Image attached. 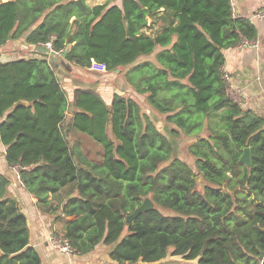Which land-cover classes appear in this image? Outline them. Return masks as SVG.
I'll return each instance as SVG.
<instances>
[{"label": "trees", "instance_id": "obj_1", "mask_svg": "<svg viewBox=\"0 0 264 264\" xmlns=\"http://www.w3.org/2000/svg\"><path fill=\"white\" fill-rule=\"evenodd\" d=\"M159 13L168 22L146 34ZM24 35L33 44L54 37L79 68L88 70L92 59L107 71L136 63L129 83L169 123L162 131L153 111L119 93L108 104L98 91L77 88L70 101L46 58L0 62L6 162L20 166L43 211L55 213L49 195L75 185L63 214L64 237L76 253L103 243L114 264L179 256L196 264H264V118L227 95L223 53L256 40L257 29L234 15L231 0H123L121 7L0 0V46ZM154 54L156 62L139 63ZM73 130L102 146L100 162L68 138ZM183 133L195 138L194 167L178 153ZM246 148L250 164L241 160ZM10 182L0 173V264H42L26 215L7 197ZM148 196L156 206L128 223Z\"/></svg>", "mask_w": 264, "mask_h": 264}, {"label": "crops", "instance_id": "obj_2", "mask_svg": "<svg viewBox=\"0 0 264 264\" xmlns=\"http://www.w3.org/2000/svg\"><path fill=\"white\" fill-rule=\"evenodd\" d=\"M122 1L86 0L91 7L105 3H108L109 6L118 5L121 7ZM231 1L235 9L234 15L236 17L248 18L255 25L257 29V44L254 46L240 44L224 49V69L229 73L230 86L239 94L237 101L244 109H251L264 118V19L253 17L257 12L264 9V0ZM158 16L161 17L158 23L152 28L145 30L146 34L154 35L156 32H160L168 22L167 18L162 17V13H159ZM152 22L153 19L149 18V24ZM161 49L160 47L159 50ZM50 57L48 51L41 44L29 43L26 40V35L17 39H10L7 44L0 46V62L12 61L19 58H46L49 62ZM62 59L67 65L72 66L73 70L70 74L62 69L53 68L56 70L70 101H73L74 92L77 88L98 91L108 104H111L115 93L122 94L120 92L123 87L134 89V86L129 83L126 74L131 71L130 69L136 63L125 66L128 67V71L126 70L127 73L124 75L125 78L117 82L115 77H118V74L113 75V71L100 73L90 69L87 70L68 62L65 57H62ZM145 60L156 62L155 54L149 57L143 56L139 60V63ZM84 70H87V72L83 74L79 73ZM118 71L116 69L114 73ZM134 91L136 94H139L135 89ZM143 95L146 99V95ZM66 114L68 121V116L71 114L70 109H67ZM164 118H166L165 114ZM1 121L2 118H0V123ZM76 134L80 133L73 130L69 132L68 138L71 139L72 136L74 138L71 139L72 142L76 140V142H80L81 140ZM82 147L84 149V145ZM5 150L6 147L0 141V173L11 177L7 197L14 199L19 209L26 215L30 232V246L39 253L42 264H114L106 251L108 246L103 243L96 245L95 249L87 254H65L52 245V236H64L66 233L67 218L63 214V208L69 203V198H73L77 194V191L72 192L73 194L71 193V189H74L75 185H68L58 193L49 195V199L53 202L51 208L54 206L58 207L55 213L43 211L38 205V197L30 192L21 180V176H19L20 172L13 168L14 166L7 164Z\"/></svg>", "mask_w": 264, "mask_h": 264}, {"label": "rangeland", "instance_id": "obj_3", "mask_svg": "<svg viewBox=\"0 0 264 264\" xmlns=\"http://www.w3.org/2000/svg\"><path fill=\"white\" fill-rule=\"evenodd\" d=\"M127 68L128 67H121V68L118 69L119 71L117 73H114V71H113V75L114 74H118V77L117 76L115 77L116 80H117V82H119L121 79L124 80V78H125L124 75L128 71ZM85 72H87V70H84L83 72H79V73L80 74H83ZM106 74H110V73H106ZM134 89L133 88L127 89V88L123 87V89H121V92L120 93H122L126 97H132V98H134V100H136L140 104L141 109L143 110V112H147L150 115H153V112H154L156 114V116H157V119H159L158 120L159 121V124L157 125L158 128H160L162 131H164L165 126H167V124H169V123L166 122V120L164 118V114H160L158 111H156V110H154V109H152L150 107L149 103L145 99V96L143 95V94L147 95V93H139V94H136V92L134 91ZM226 91H227V89H226ZM227 95L230 96V97H232L230 93H228ZM151 111H153V112H151ZM161 125H162V128H161ZM170 126H172V124H170ZM80 134H76V136H78L80 138L81 142L84 145V150L85 151H83V153L89 151V158L91 156V158L94 159L93 162H100L99 160L102 157V151H103L102 146L99 143H97L94 140H92L89 136H87V135H85L83 133H80ZM71 139H74V138L71 136ZM194 140H195L194 136H191V135L189 136L188 134L186 135L184 133L181 134V136H179L177 138L179 156L183 160H185L191 167H194L195 166V158L190 153L189 147L194 142ZM86 160L88 161L89 159L86 158ZM18 172H20V168H19ZM149 198H151V197H149ZM154 205L156 206L155 202H154ZM163 264H196V261L190 262V261L185 260L182 256H179L177 258H169L166 261V263H163Z\"/></svg>", "mask_w": 264, "mask_h": 264}, {"label": "built area", "instance_id": "obj_4", "mask_svg": "<svg viewBox=\"0 0 264 264\" xmlns=\"http://www.w3.org/2000/svg\"><path fill=\"white\" fill-rule=\"evenodd\" d=\"M231 3H232V1H231ZM232 10H233V12L235 11L233 3H232ZM253 17L259 18V19H264V9L257 12ZM53 41H54V37H51V39L49 41L43 42V43H41V45L48 51L50 56L54 55V56L61 57V58L64 57V52H65L64 50L65 49L64 48H61V49L55 48L53 45ZM240 44L245 45V46H254L257 44V42H256V40L249 41V40L245 39ZM89 69L92 71L104 73L107 71V66L104 63H100V62H97L94 59H92ZM224 79H225V82L227 85L226 86L227 87L226 88L227 94L230 93L232 96L231 98L234 99L236 102H238L237 99L239 97V94L236 91H234V89L230 86V76H229V73H227L225 70H224ZM13 168H15L18 171L20 166L14 165ZM51 243L56 249H58L59 251L65 253V254L76 253L75 250L73 249V247L71 246V244L69 243L68 239L65 238L64 236H61V235L52 236L51 237ZM132 264H137V263H132Z\"/></svg>", "mask_w": 264, "mask_h": 264}, {"label": "water", "instance_id": "obj_5", "mask_svg": "<svg viewBox=\"0 0 264 264\" xmlns=\"http://www.w3.org/2000/svg\"><path fill=\"white\" fill-rule=\"evenodd\" d=\"M143 13L147 17L152 15V12L150 10H148L147 8H143ZM49 62L54 68L62 69L64 71H66L68 74H70V72L73 70L72 66L67 65L66 62L61 57H57V56L52 55L49 59ZM28 103L29 102L26 100L19 101V104H28ZM241 160L247 164L251 163L250 153H249L248 148L245 149V153L241 157ZM198 180H200V177L198 178ZM154 206L155 205H154L153 200H151V198H149V197H146L143 200L142 204L140 206H138L130 215L127 216V222L128 223L132 222L143 211H147L149 209H152V208H154ZM262 257H264V254H262Z\"/></svg>", "mask_w": 264, "mask_h": 264}, {"label": "clouds", "instance_id": "obj_6", "mask_svg": "<svg viewBox=\"0 0 264 264\" xmlns=\"http://www.w3.org/2000/svg\"><path fill=\"white\" fill-rule=\"evenodd\" d=\"M107 72V71H106Z\"/></svg>", "mask_w": 264, "mask_h": 264}]
</instances>
